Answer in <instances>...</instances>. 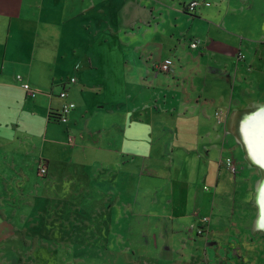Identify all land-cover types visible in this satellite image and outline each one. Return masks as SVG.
<instances>
[{"label": "crops", "instance_id": "crops-1", "mask_svg": "<svg viewBox=\"0 0 264 264\" xmlns=\"http://www.w3.org/2000/svg\"><path fill=\"white\" fill-rule=\"evenodd\" d=\"M209 1L0 0V248L82 214L61 261L182 264L204 226L217 264H264V0Z\"/></svg>", "mask_w": 264, "mask_h": 264}, {"label": "rangeland", "instance_id": "rangeland-1", "mask_svg": "<svg viewBox=\"0 0 264 264\" xmlns=\"http://www.w3.org/2000/svg\"><path fill=\"white\" fill-rule=\"evenodd\" d=\"M262 13L260 11H256V17L259 18V14ZM196 189L198 192H202L203 190V184H199L196 186ZM56 217H62L63 219L66 218V221L64 224H58L51 222L49 225L51 229L48 230L47 237H45L44 240H38L32 242L31 240L26 241V246H4L3 248H0V264H151L148 262H138L136 260L137 258H132V260H128L126 262H118V261H109V262H95V263H89L88 261H61L63 259H74L77 257L73 252L75 253H81L86 252L87 243L89 242V238L91 237V233L93 234V231L88 225V218L85 215H79L74 214L71 215V219H69L68 214H64L63 216L55 214ZM49 217V216H48ZM207 219V218H206ZM206 223H210L207 222ZM49 225L47 226L49 228ZM56 226V227H55ZM58 227H61V229H58ZM23 231H20L22 233ZM95 233L97 234L98 238H101V230L96 229ZM187 235L189 237H192L193 234L190 230L186 231ZM197 235L205 237V240H201L203 244L200 246V249L204 247V254L202 250L199 253L200 249L193 250L192 252H188L186 254L187 259H185V262L182 264H217V260L220 257L224 256L223 251L217 247V244L219 242L222 243L223 239L215 238L213 234L210 233L208 229H206L204 226H201L197 228L196 230ZM23 234V233H22ZM220 236H222L220 234ZM228 238V237H227ZM69 239H76L81 240L80 245H70L65 244V240ZM256 242L257 247H262V243L264 242L263 238H251ZM45 241V243H43ZM82 241L84 242L82 244ZM206 241V243H205ZM38 242L41 243V246H38ZM211 244V246L215 247L214 251L210 253V257L212 259V263L209 262V259L205 256L207 251V244ZM99 247V246H98ZM129 247V246H128ZM102 247H100L101 249ZM161 251H164L163 247H160ZM81 250V251H79ZM79 251V252H78ZM68 252V253H67ZM62 253L59 257V254ZM191 253V254H189ZM262 254V253H261ZM158 264H163L162 262ZM173 264V263H168ZM177 264V263H176Z\"/></svg>", "mask_w": 264, "mask_h": 264}, {"label": "built area", "instance_id": "built-area-1", "mask_svg": "<svg viewBox=\"0 0 264 264\" xmlns=\"http://www.w3.org/2000/svg\"><path fill=\"white\" fill-rule=\"evenodd\" d=\"M210 5H211V1H209V0H190L189 4L187 6V10L189 11V13H195V12H197V9L199 7H201V6H210ZM199 43H201V40L196 38L195 40L192 41V43H190V45H191L192 48H197ZM172 66H173V60L170 59V58H165L164 60H162L161 62H159L156 65L157 69L162 70V71H168V72L171 70ZM16 78H17V80L19 82L22 83V86L26 90H30L29 83L24 82L22 75L18 74ZM77 81H78L77 77L76 76H72L65 82V85L74 84ZM59 96L62 99H67V96H68L67 88L64 87L63 90L59 93ZM75 107H76L75 102L70 101V100L65 101V103L63 104L62 109L60 111H58L61 114L60 122L66 121L68 113L71 110H73ZM222 115L223 114L218 113V116H219L220 120L222 119ZM70 139H72V138L70 137ZM224 165L227 166V168L231 169V170H234L235 167H236L235 166V161H234V159L231 156H229V157L225 156ZM41 171H42V173H46V168H42Z\"/></svg>", "mask_w": 264, "mask_h": 264}, {"label": "trees", "instance_id": "trees-1", "mask_svg": "<svg viewBox=\"0 0 264 264\" xmlns=\"http://www.w3.org/2000/svg\"><path fill=\"white\" fill-rule=\"evenodd\" d=\"M49 117H50V119H52L55 122H60V120H61V114L56 110H51Z\"/></svg>", "mask_w": 264, "mask_h": 264}, {"label": "bare ground", "instance_id": "bare-ground-1", "mask_svg": "<svg viewBox=\"0 0 264 264\" xmlns=\"http://www.w3.org/2000/svg\"><path fill=\"white\" fill-rule=\"evenodd\" d=\"M256 122H258V121H256ZM260 140H261L262 149L264 151V132H263V135L260 137Z\"/></svg>", "mask_w": 264, "mask_h": 264}]
</instances>
